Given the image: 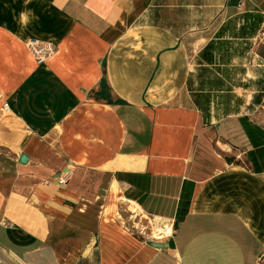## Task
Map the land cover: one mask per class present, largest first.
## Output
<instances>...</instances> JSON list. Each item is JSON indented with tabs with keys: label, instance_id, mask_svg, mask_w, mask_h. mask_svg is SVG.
Wrapping results in <instances>:
<instances>
[{
	"label": "crops",
	"instance_id": "0c3cea01",
	"mask_svg": "<svg viewBox=\"0 0 264 264\" xmlns=\"http://www.w3.org/2000/svg\"><path fill=\"white\" fill-rule=\"evenodd\" d=\"M263 29L264 0H0V259L264 264Z\"/></svg>",
	"mask_w": 264,
	"mask_h": 264
},
{
	"label": "built area",
	"instance_id": "2783aa9c",
	"mask_svg": "<svg viewBox=\"0 0 264 264\" xmlns=\"http://www.w3.org/2000/svg\"><path fill=\"white\" fill-rule=\"evenodd\" d=\"M258 43L264 46V29L260 32L259 38H258ZM28 48L30 50V52L32 53V55L34 56V58L36 59V62L38 65H43L45 64L55 53H56V47L48 42H44V41H37V40H32L28 43ZM0 99H3L2 94L0 93ZM1 111L3 113H8L9 112V107L8 104L5 103L1 109ZM3 120V116H0V122H2ZM59 184L60 185H64L69 181V174L68 173H64L62 174L59 179ZM150 221V220H148ZM151 223V222H149ZM135 228L136 231H133L135 234L137 235H141L144 236V231L143 230H138L136 227H133V229ZM172 234H170L169 236H164L161 235L163 238L158 240L155 239L154 236H146L145 240L148 243H152V242H161L164 241L165 239L169 238ZM0 264H5L1 259H0Z\"/></svg>",
	"mask_w": 264,
	"mask_h": 264
},
{
	"label": "rangeland",
	"instance_id": "374dc122",
	"mask_svg": "<svg viewBox=\"0 0 264 264\" xmlns=\"http://www.w3.org/2000/svg\"><path fill=\"white\" fill-rule=\"evenodd\" d=\"M239 162V161H238ZM126 202V201H125ZM122 212H120V216L117 218L119 219L120 222H123L126 228H128L130 230L131 233L135 234L133 231H136L135 228L133 229V227H136L138 230H143L144 231V237L146 238V236H154L155 239H158L159 236V232L163 231V227L157 226L155 225L154 221L151 220V222H153V227L152 224L149 223L148 220H145L143 218H141L140 216H137L138 214L134 213V205L129 203H124V205L122 204ZM137 235V234H136ZM159 240V239H158Z\"/></svg>",
	"mask_w": 264,
	"mask_h": 264
},
{
	"label": "water",
	"instance_id": "95a60500",
	"mask_svg": "<svg viewBox=\"0 0 264 264\" xmlns=\"http://www.w3.org/2000/svg\"><path fill=\"white\" fill-rule=\"evenodd\" d=\"M26 161V157H22V162ZM153 247L155 248H159V249H163V248H169L170 245L169 244H162V243H158V242H152L151 243Z\"/></svg>",
	"mask_w": 264,
	"mask_h": 264
},
{
	"label": "bare ground",
	"instance_id": "6f19581e",
	"mask_svg": "<svg viewBox=\"0 0 264 264\" xmlns=\"http://www.w3.org/2000/svg\"><path fill=\"white\" fill-rule=\"evenodd\" d=\"M134 213H136L137 214V211L136 210H134ZM138 216V215H137ZM151 223H153V222H151ZM167 229V228H166ZM172 230L171 229H167V231H160L158 234H159V236H158V239L160 240V239H162L163 237L161 236V235H164V236H169L172 232H171Z\"/></svg>",
	"mask_w": 264,
	"mask_h": 264
}]
</instances>
